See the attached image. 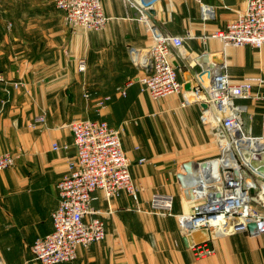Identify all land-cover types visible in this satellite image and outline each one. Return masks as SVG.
Returning a JSON list of instances; mask_svg holds the SVG:
<instances>
[{
  "label": "crops",
  "instance_id": "obj_1",
  "mask_svg": "<svg viewBox=\"0 0 264 264\" xmlns=\"http://www.w3.org/2000/svg\"><path fill=\"white\" fill-rule=\"evenodd\" d=\"M21 1L11 25H0V72L6 78L0 83V155L16 157L14 166L0 172L3 263L40 264L31 246L53 230L57 184L76 155L70 125L101 119L120 131L138 201L127 192L108 200L97 190L93 205L104 213L106 238L79 248L76 260L62 264H254L251 250L240 246L248 237H262L264 245V235L216 238L214 256L194 258L176 215L193 205L186 166L191 164L194 173L199 162L219 154L213 123L203 120L204 103L184 107L183 95L154 100L139 81L147 71L140 62L153 43L149 23L185 38L172 60L187 94L185 85L192 87L201 70L196 58L223 50L218 39L203 38L226 29L233 9L242 8L245 0H159L150 13L135 0H102L110 18L102 31L69 27L51 0ZM200 2L216 8L215 18H202ZM225 71L234 83L252 84L253 98L239 102L248 107L245 124L258 133L264 113V47L228 49ZM39 117L43 121L37 122ZM55 143L59 150L53 149ZM156 193L174 197V216L151 212ZM200 232V242L212 237Z\"/></svg>",
  "mask_w": 264,
  "mask_h": 264
},
{
  "label": "built area",
  "instance_id": "obj_2",
  "mask_svg": "<svg viewBox=\"0 0 264 264\" xmlns=\"http://www.w3.org/2000/svg\"><path fill=\"white\" fill-rule=\"evenodd\" d=\"M157 2L159 0H135V4L147 12L153 10ZM53 3L64 13L69 27L102 31L110 20L102 0H53ZM200 3L202 18L206 21L215 18L216 8ZM233 13L234 18L226 29L203 39H218L224 55L230 48L250 46L261 50L264 47V0H245L244 6L233 9ZM144 19L148 21V17ZM148 26L153 43L146 55L150 56L152 73L146 71L140 78L142 89L154 100L183 95L184 107L192 103L207 104L209 108L204 110L203 120L213 123L219 145L218 156L199 162L190 175L187 193L193 201L192 208L176 215L185 238L198 231L211 232L210 239L188 242L194 258L204 260L216 254V238L249 234L251 223L256 225V234L264 235V173L260 171L264 167V113L260 119L261 134L253 136L243 123L248 107L239 103L253 98L252 84L234 83L225 71V64L215 65L211 54L196 58L201 70L195 72L192 88L185 94L184 83L179 79L180 67L172 60L173 50H182L185 38L151 23ZM80 70H85L84 62ZM4 82L6 78L0 72V83ZM18 85L15 83L16 87ZM99 104L103 106L104 101ZM36 121H43V117ZM70 129L76 155L68 163V175L57 184L59 203L51 216L53 230L31 246L33 259L40 264L71 263L76 260L79 248H89L106 238L104 213L93 205L97 190L108 200L127 192L138 201V188L130 171L132 161L123 149L120 131L101 119L77 120ZM60 148L56 143L53 145L54 150ZM242 150L247 156L241 154ZM15 159L11 152L0 155V172L14 166ZM228 172H236L238 176L228 179ZM150 208L152 213L174 216V197L156 193L151 198ZM0 264H4L1 258Z\"/></svg>",
  "mask_w": 264,
  "mask_h": 264
},
{
  "label": "rangeland",
  "instance_id": "obj_3",
  "mask_svg": "<svg viewBox=\"0 0 264 264\" xmlns=\"http://www.w3.org/2000/svg\"><path fill=\"white\" fill-rule=\"evenodd\" d=\"M51 1H52V4L54 5L53 0H51ZM8 8L10 10L7 11ZM21 8H22V1L21 0H0V25H3V26H8L9 25L10 26L11 23L10 24H8V23H9V21L11 22V20H10L11 16H12V18H13V14H14V16H17L16 12L19 11ZM7 12H9L10 14L7 13ZM212 34H209L206 37H209ZM233 49H236V48H233ZM17 84H19V83H17ZM165 98H167V97H165ZM165 98H163V99H165ZM163 99H160V100H157V101H161ZM241 104H244V103H241ZM245 116L246 115L243 116V123L244 124H245V121H246V117ZM260 119H261V117H260ZM245 126L247 127V128H245V130L247 132L248 131L251 132V134L253 136H257V135L261 134V128H260L259 132L257 133V131H255L254 128H252V126H247L246 124H245ZM213 135L216 138L215 133ZM215 140H217V139H215ZM241 154H243V156H247L245 154V151H243V150L241 151ZM242 235H244V234H242ZM236 236L237 235H235V236L224 235V236H220L218 238H221L222 240H231V239H234ZM261 238L262 237H258L256 239L255 238L254 239H250L248 237L246 239V242H245L246 245H241L240 246L243 249L247 248V249L251 250V252H252L251 256H252V258L254 260V264H264V245L262 244V241H259ZM252 240H257V242H261V243H259V244L257 243V245H255L253 243V244L250 245ZM263 242H264V238H263ZM228 247H231V246H228Z\"/></svg>",
  "mask_w": 264,
  "mask_h": 264
},
{
  "label": "water",
  "instance_id": "obj_4",
  "mask_svg": "<svg viewBox=\"0 0 264 264\" xmlns=\"http://www.w3.org/2000/svg\"><path fill=\"white\" fill-rule=\"evenodd\" d=\"M210 59H211V61L215 64V65H224L225 64V55H224V53L223 52H217V53H213V54H211L210 55ZM149 61H150V56L149 55H146L145 56V58H144V60H143V62H142V64H141V66L145 69V70H147V72L149 73V74H151L152 72H151V66H150V63H149ZM191 84H186L185 85V89L186 90H191ZM202 108L204 109V110H207L209 107H208V105L207 104H202ZM253 165H257L256 163H253ZM192 171H193V169H192V165L191 164H188L187 166H186V173L188 174V175H191V173H192ZM260 171L262 172V173H264V167H262V168H260ZM238 176V174L236 173V172H232V173H230V172H228L227 174H226V177L228 178V179H234V178H236ZM249 233H251V234H256V225L254 224V223H251L249 226ZM200 235H201V232L200 231H198V232H195L191 237H188V238H186V240H187V242H192V241H196V242H200Z\"/></svg>",
  "mask_w": 264,
  "mask_h": 264
},
{
  "label": "bare ground",
  "instance_id": "obj_5",
  "mask_svg": "<svg viewBox=\"0 0 264 264\" xmlns=\"http://www.w3.org/2000/svg\"><path fill=\"white\" fill-rule=\"evenodd\" d=\"M204 168H206V166H204Z\"/></svg>",
  "mask_w": 264,
  "mask_h": 264
}]
</instances>
